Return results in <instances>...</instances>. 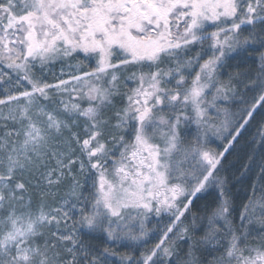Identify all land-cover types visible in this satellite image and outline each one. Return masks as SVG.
<instances>
[{
    "label": "snow or ice",
    "instance_id": "snow-or-ice-1",
    "mask_svg": "<svg viewBox=\"0 0 264 264\" xmlns=\"http://www.w3.org/2000/svg\"><path fill=\"white\" fill-rule=\"evenodd\" d=\"M0 264H264V0H0Z\"/></svg>",
    "mask_w": 264,
    "mask_h": 264
}]
</instances>
